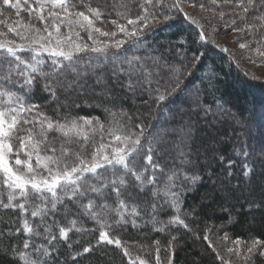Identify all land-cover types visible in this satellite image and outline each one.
<instances>
[{
	"label": "snow or ice",
	"instance_id": "snow-or-ice-1",
	"mask_svg": "<svg viewBox=\"0 0 264 264\" xmlns=\"http://www.w3.org/2000/svg\"><path fill=\"white\" fill-rule=\"evenodd\" d=\"M134 2L138 10L132 13L122 0L124 11L117 12V19L107 22L114 30L106 31L98 26L105 23L106 12L100 6H91V0H0V17H4L5 9L13 8L17 17L21 10L29 15L27 22L18 19L9 23L8 17L0 19V27L7 29L0 30V37H4L0 39V209H19L22 214L39 218L41 225L46 223V217L52 219V224L44 228L47 244H37L31 239L41 237V225L33 227L27 218L22 219L23 231L29 239L23 241L22 248L12 244L8 251L23 264H55L58 259L55 243H67L73 229L77 233L99 232L96 245L89 244L82 252H75L73 261L107 243L121 247L131 264L137 261L148 264V261L139 255L132 259L129 248L122 244L119 236H109L110 231L127 225L135 228L149 224L153 231H164L167 225H179L192 231L185 222L192 213L183 209L184 197L190 187L203 180L202 176L185 171L186 168L195 171L202 155L194 151L190 143L192 125L187 126L179 142H173L176 155L161 163L162 134L156 132L152 124H144L141 116H136L140 123H133V115L122 107L116 111L113 108L119 92L140 97L149 112L153 106L157 112H163L177 102L187 103L190 108L192 104L199 106V89L192 91L195 85L189 78L197 64L203 67L207 52L200 48L216 41L206 35L203 24L184 10L181 0ZM209 2L220 9L218 18L209 19H218L224 22V27L252 36L257 45L255 51L264 58V51H261L264 47V31H261L264 29V0ZM199 7L204 9L205 4L200 3ZM182 19L196 25L198 31L187 38L183 31H177L176 40L167 45L168 49L175 47L181 57L179 66L164 53L158 56L135 54L147 43V37L178 28ZM212 31L217 29L212 28ZM9 33L18 40L8 39ZM118 34H123L124 38H118ZM189 40L196 50L185 59L188 49L184 46ZM198 42L203 44L197 46ZM239 46L248 48L245 43ZM45 66L51 71L45 72ZM38 76L44 80L42 89L54 98L58 90L86 94L90 88L88 79H94L100 91L94 88L91 91L99 103H84L89 108L102 109L107 114V124L99 116L69 115L55 120L47 116L40 111L39 105L30 102L32 90L39 83ZM109 104L112 107L106 106ZM218 108L223 111V104L218 102ZM203 111L205 116L212 113L211 108ZM260 121L259 163L264 166V114ZM50 133L58 135L50 138ZM238 154L248 159L253 155L247 150ZM193 156L195 160L190 158ZM228 163L231 166L233 162ZM244 168L245 177L255 174L254 166L246 163ZM208 175L211 179V173ZM231 175L229 172L228 176ZM261 175L264 176V172ZM223 187L222 182L221 189ZM130 189H135L137 195L133 196ZM140 196L147 199L132 202ZM110 198H114L115 206L109 203ZM68 203L78 209L75 215L95 221L97 227L77 228V220L72 219L68 227L57 226L58 241L52 230L56 225L55 216H66L70 211ZM169 208L174 215L167 221L159 220V214ZM15 231L19 233L21 228ZM209 232L211 228H206L203 239L212 246ZM3 235L5 233L0 232V236ZM219 239L233 245L225 247L228 258L213 248L221 264H232L233 256L242 264H250L256 254L264 256V240L252 238L250 242H243L249 246L241 249L242 241L239 238L231 241L227 232ZM176 240L177 237H171L166 252L174 253ZM154 244L153 264H161L160 243L155 241ZM167 264H171L170 256Z\"/></svg>",
	"mask_w": 264,
	"mask_h": 264
},
{
	"label": "trees",
	"instance_id": "trees-1",
	"mask_svg": "<svg viewBox=\"0 0 264 264\" xmlns=\"http://www.w3.org/2000/svg\"><path fill=\"white\" fill-rule=\"evenodd\" d=\"M121 2L122 0H91V6H100L106 12L105 23L99 24V26L104 27V30H114L107 22L117 19V12L124 11V8L121 7ZM123 2L132 9V13L138 10L134 0H123ZM188 2L196 5L200 3L209 5V0H201V2L189 0ZM184 10L186 11L185 8ZM5 17L9 18V23L18 19H23L25 22L29 20V15L23 10L20 11L19 17H17L16 9L14 8L11 10L5 9L4 17H0V19ZM225 19L227 20V17ZM120 22L123 23L124 21L121 20ZM182 22L190 23L186 19H182ZM191 25L194 26L192 27V34H194L198 29L195 25ZM37 27H40L39 23H37ZM0 30L6 31L7 29L0 27ZM183 34L186 38L189 36L185 31H183ZM170 35L175 34L171 33ZM162 37L164 38L165 36L163 35ZM7 38L17 39L11 33H9ZM167 38L166 36L165 40ZM84 39L87 40V37L85 36ZM128 47L129 45L126 44L125 48ZM184 47L188 49V53L184 57L187 59L188 55L195 51L196 48L192 45L191 40ZM167 48V45L161 46L159 48L160 51L154 55L158 56L160 53H164L165 56L179 66L180 60L176 56L175 47L172 48L170 53L167 52ZM224 49V47H217L216 44L207 43L203 45L200 50L207 52L203 67L197 64L196 68L193 69V76L189 78L191 80L195 79L206 65H210L217 75L216 77L214 76V80L212 78L210 85H208V81L205 87L201 85L200 88L197 85L192 90L195 92L196 89H199L201 108H198L193 116L195 124L191 128V132H193L194 136L190 143L194 145V151H199L202 155L199 161L196 162L195 171L188 168L185 171H189L191 175L203 177L202 182L190 187L184 197L183 209L192 213L185 222L192 231L179 225H167L164 231H153V227L150 224L135 228L127 225L118 228L115 232L110 231L109 236H119L122 244L133 250V252L129 253L132 259L139 255L142 259L148 261V264H153L156 256L154 242L159 241L161 264H167L169 256L171 264H221V261L217 259L216 251L219 250L220 255L224 253L227 256L225 247H230L229 244H231L228 241L219 239L223 237L225 232L228 233L231 241L237 238L244 242H250L252 238L264 240V176L261 175V172H264V166H261L259 156L256 155L257 152L260 153L261 146L258 125L261 122V115L264 114V81L254 79L247 74L245 69L235 59V55ZM213 52H217L218 56L211 59ZM137 55L143 54L138 52ZM46 56L47 54H45ZM43 70L45 72L51 71L47 66ZM69 78L71 79V77ZM37 80L39 83L32 90L30 102L39 105L40 111H43L47 116L54 120L69 115L99 116L107 124V114L102 109L89 108L84 103L85 101L88 104L99 103V100L91 91L93 88L96 91H100V87L95 85L94 79H88L91 88L86 94L75 95L58 90L57 98L42 89L43 78L38 76ZM144 99H147V97H144ZM218 102L223 104V111L219 110ZM178 104L180 107L189 105L181 102H177L175 105L177 106ZM74 105H80V107L77 108ZM115 105L114 111L122 107L125 112L133 115V123H140L141 120H137L136 116H141L143 118L142 122L146 125L152 124L158 133L159 128H173L182 124L183 111L181 110V115L179 113L176 114V111L181 109L180 107L178 109L167 108L163 112H157L153 106L152 111L149 112L148 107L143 104L140 97L126 95L124 92L117 93ZM106 106L112 107L111 104ZM204 108H211L212 113L205 116ZM220 113L226 115L227 117L225 118L230 120L233 118L238 121H235L236 123L227 121ZM217 114H220L221 119L216 120V124L213 125L211 120L216 118ZM209 128L218 136L214 135V137H211ZM149 131H152V129H149ZM175 133H170L171 138H175ZM201 134L207 135L210 141L206 143ZM57 135V133H50V138ZM167 135V133L163 135L164 143L161 149L163 158L160 160L161 163H164L168 156L172 157L167 153L168 148L173 145L172 140H170L171 142L166 140V138L171 139ZM157 147L160 146L158 145ZM243 150L253 153L251 159L238 154V152ZM205 153L206 155H204ZM220 156L224 158L222 161L218 158ZM190 158L195 160V156ZM230 160L233 162L231 166L228 163ZM246 163L254 166V175L244 176V165ZM229 172L232 173L231 176H228ZM208 173H211V179ZM222 182L224 185L223 189H221ZM130 191L133 196L137 195L135 189H130ZM144 199H147V197L140 196L132 202L140 203ZM5 202H7L6 199ZM109 203L115 206L114 198H110ZM68 207L70 211L66 216L59 214L55 216L56 225H53L52 230L53 234L57 235L58 241L60 238L57 226L68 227L72 219L77 220V228L91 230L97 227L95 221L75 215L78 209L73 204L68 203ZM172 215H174V212L169 208L162 211L158 219L167 221ZM24 218H27L33 227L41 225L39 218L31 217L30 214H22L19 209H0V232L5 233V235L0 236V264H23L22 261L8 251V248L12 244L22 248L23 241L29 239L28 234L22 228L21 222ZM45 221L46 223L39 228L41 237L31 238L37 244H47L43 233L44 228L52 224V219L46 217ZM156 227L159 228L160 225L157 224ZM16 228H21V231L17 233L15 231ZM206 228H211V232L207 234L209 239L212 240V246H209L208 242L203 239ZM9 232L11 235H8ZM194 233L199 235H194ZM98 236V231L77 233L73 229L69 233L70 239L67 243H55V247L58 250V259L55 260V264H131L129 256L124 254L121 247L107 243L94 247L91 252L77 257L73 261L75 252H82L83 247L89 244L96 245ZM172 236L177 237V240L174 242V253L170 254L165 251V248ZM69 244L71 247L68 246ZM213 248H216V251H213ZM234 258V256L233 258L231 257L232 260ZM255 258H253V261L255 260L256 262L257 260L255 264H262L257 256ZM137 264H139L138 261ZM232 264L234 263L232 262Z\"/></svg>",
	"mask_w": 264,
	"mask_h": 264
},
{
	"label": "rangeland",
	"instance_id": "rangeland-1",
	"mask_svg": "<svg viewBox=\"0 0 264 264\" xmlns=\"http://www.w3.org/2000/svg\"><path fill=\"white\" fill-rule=\"evenodd\" d=\"M188 1L181 0L182 6L186 9V11L190 14V16L194 17L197 21H199L200 24H203L205 26V29L207 30L206 35L210 36L212 39H214L216 41L215 44L219 45V47H221V48L224 47L225 49H227V51L232 52L235 55V59L245 69L247 74H249L254 79L264 81V58H262L255 51V48L257 45L253 42L252 36H250L246 33L233 31L231 27H224V22L218 21V19H217V21H211L209 18H213V17L218 18V13H219L218 10L219 9L214 8V6H211L210 2H209V5L205 4V7H207V8L201 9L199 7V5L192 4V3L189 4ZM198 1L201 2V0H198ZM238 24H239V22H238ZM240 26L242 27L243 25H240ZM192 27H194V26H192L191 23L182 22L178 28H173L170 32H158L155 35L149 36V37H147V43L146 44H142L138 51L134 50L135 54H137L138 52H141V54H143L145 56L146 55H154L156 52L158 53L160 51L159 48L162 45L166 46V45H168V42L173 43L176 40L175 39L176 36L170 35L171 33L175 34V31L176 32L177 31H185L186 33H188L190 35V34H192ZM212 28H216L217 31L213 32ZM261 31H264V29H261ZM12 35H14V34H12ZM163 35L165 37L166 36L168 37L167 40H165V37L164 38L162 37ZM118 38L123 39L124 38L123 34H118ZM17 40H18V38H17ZM153 41H155V43H153ZM241 43L247 44L248 48H241L239 46ZM199 44H203V42H198L197 46H199ZM203 45H205V44H203ZM171 51H172V49L167 48L168 53H170ZM261 51H264V47L261 48ZM216 53L217 52L212 53L211 59H214V57L218 56ZM132 54H133L132 52H129V55H132ZM176 56H177V58H179V60L181 59V57L179 56L178 53H176ZM225 65H227V64H225ZM214 76L215 77L217 76L216 73L214 72V70L211 68L210 65L209 66L206 65L201 70V72L195 77V79H192V80L194 81L195 87H197V85H199V87L201 88V85L203 87H205L206 84H208V81H209L208 85H210V83L212 82V78H213V80L215 78ZM87 84L90 86L89 81H87ZM191 87H192V85H191ZM195 87L192 88V90L195 89ZM90 88H91V86H90ZM96 92H99V91H96ZM192 105H191L192 106L191 108L189 107V105H185L186 107L182 106L183 108L180 107L179 104L177 106L175 104L172 105L170 108H174V109H178L179 107L181 108L180 110L176 111V114L179 113L181 115L183 113V117L181 116L182 117V120H181L182 124H180L176 127H173V128L172 127L171 128L170 127H163L164 129L159 128V133H161L162 136L167 133L168 134L167 136H169L170 138H171L170 133H175V131H176V133L174 135L175 138H171V139L166 138V140H168L169 142H171L170 140H172L173 145L169 148L167 147L168 148L167 153L170 154L172 157H174V155H176V148H175L173 142H179L180 139L182 138L183 134L187 130V126L189 124H191L192 126H193V124H195V122H193L194 121L193 116H194V113H196V110H198V108H201V106L200 105L197 106L196 104H192ZM181 110L183 111L182 113H181ZM220 114L223 118L227 117L226 115H222V113H220ZM220 114H217L216 118L211 120V124L215 125L216 120L221 119ZM163 117H164V115H163ZM225 119L227 121H232L233 123H236L238 121V120H234L233 118L231 120L229 118H225ZM209 131L211 133V135H210L211 137L212 136L214 137V135L218 136L212 129L209 128ZM191 134H192V138H193V136H194L193 132H191ZM201 136L206 143H208L210 141V139L207 135L201 134ZM239 137H241V135H239ZM238 140H239V138H238ZM216 142H218V141L216 140ZM256 155L259 156L260 153L257 152ZM169 158H170V156H168L167 159H169ZM243 242L244 241H242V244L239 247L241 249H246L249 246V243H243ZM229 246L232 247L233 245L229 244ZM131 252H133V250L129 249V253H131ZM221 256H225L227 258V256L224 253L221 254ZM255 256H257V258H259V260H261L262 264H264V256H260L259 254H256L252 257L250 264H255L257 262V260H256V262H255V260L253 261V258H255ZM232 262L234 264H242V262L236 260V258H234V260H232Z\"/></svg>",
	"mask_w": 264,
	"mask_h": 264
}]
</instances>
